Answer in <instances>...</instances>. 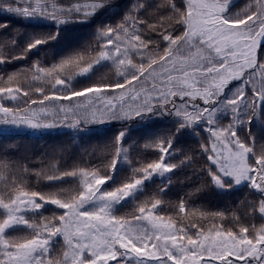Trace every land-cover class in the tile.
<instances>
[{"label": "snow or ice", "instance_id": "1", "mask_svg": "<svg viewBox=\"0 0 264 264\" xmlns=\"http://www.w3.org/2000/svg\"><path fill=\"white\" fill-rule=\"evenodd\" d=\"M0 264H264V0H0Z\"/></svg>", "mask_w": 264, "mask_h": 264}, {"label": "trees", "instance_id": "2", "mask_svg": "<svg viewBox=\"0 0 264 264\" xmlns=\"http://www.w3.org/2000/svg\"><path fill=\"white\" fill-rule=\"evenodd\" d=\"M23 66L26 62H15ZM14 70L12 68L9 69ZM104 139L102 137H93L90 139V141L83 145L84 148L93 150L102 148ZM9 143H12L16 145L14 152L21 156L22 158L26 160H30L31 158H39L42 153L45 151H51V146H67L69 144V140L67 137H43L39 139H34L31 137L23 136L16 138L12 141H9ZM72 151H75V147L71 149ZM203 195V194H202ZM207 202L211 206H224V201H217V199L212 196L211 194H207Z\"/></svg>", "mask_w": 264, "mask_h": 264}]
</instances>
